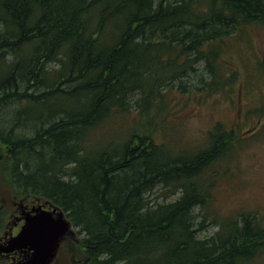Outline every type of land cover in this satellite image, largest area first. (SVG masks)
Returning <instances> with one entry per match:
<instances>
[{
    "label": "trees",
    "instance_id": "trees-1",
    "mask_svg": "<svg viewBox=\"0 0 264 264\" xmlns=\"http://www.w3.org/2000/svg\"><path fill=\"white\" fill-rule=\"evenodd\" d=\"M252 29H264V0H0V174L12 195L64 213L79 236L73 264L262 256L254 213L198 238L208 170L238 138L174 153L156 134L167 95L190 93L195 73L204 88L196 66L213 76L223 40ZM113 122L119 132L96 140Z\"/></svg>",
    "mask_w": 264,
    "mask_h": 264
},
{
    "label": "rangeland",
    "instance_id": "rangeland-1",
    "mask_svg": "<svg viewBox=\"0 0 264 264\" xmlns=\"http://www.w3.org/2000/svg\"><path fill=\"white\" fill-rule=\"evenodd\" d=\"M233 35L223 40V49L218 61L215 62L217 66H214L213 76L204 70L205 64L200 63L196 66L205 74L204 88L198 83L195 73L190 78V83L194 85L190 93L177 92L179 94L167 95L166 107L162 112V123L158 125L156 133L158 141L162 140L167 150L174 153L179 150L195 153L206 148L207 130L216 126V120L222 121L224 116L234 114L223 109L224 103H220L223 98L212 95H225V92L231 90L235 92L232 99L238 104L239 96L236 95L238 93L236 91H239V87L242 91L241 83L253 104V110L264 113L263 98L251 95L264 90L262 73L264 69L262 63L260 64L264 59V29H252L245 33L236 32ZM199 93L203 96L195 95ZM243 100L244 95L243 99L241 98L242 103ZM216 109L218 112L214 113ZM124 123L123 131L128 127L126 120ZM111 129H119V124L113 122L111 127L103 128V132L99 133L96 140L119 132ZM239 140L241 142L237 143V146L229 150L218 164H214L208 170V179L212 180L211 202L203 213L209 219L207 224L210 223L199 233L198 238L213 236L219 230L220 222L228 218H239L240 215L247 213H254L260 226L264 228V125L257 138L249 140L243 136L239 137ZM8 191L10 192L0 174V199L4 203L10 198ZM159 191L158 189L150 194L152 200L157 199L155 197L159 195ZM174 198L173 196L166 201H172ZM197 216H200L197 218L198 222L201 220V214ZM212 222L214 223L211 224ZM261 254L257 261L249 264H264V250ZM71 258L75 261L72 252L65 256L66 261H70ZM72 259L70 264H73Z\"/></svg>",
    "mask_w": 264,
    "mask_h": 264
},
{
    "label": "flooded vegetation",
    "instance_id": "flooded-vegetation-1",
    "mask_svg": "<svg viewBox=\"0 0 264 264\" xmlns=\"http://www.w3.org/2000/svg\"><path fill=\"white\" fill-rule=\"evenodd\" d=\"M261 63L264 69V59L260 61V64ZM262 73L264 74V70H262ZM241 87L242 91L240 87L239 91H236L238 92L236 95L239 96L238 104L233 101L232 95L235 94V92H231V90L230 92H225V95H212L213 97L219 96L223 98V101L220 102L224 103L223 109L228 112H234L232 116H224L222 121L216 120V126H212L207 130L208 142L210 141V136L218 133L217 146L222 147L224 150L229 146L230 141L228 140V135L230 133L238 138V140L239 137L243 136H246L250 140L251 138L258 137L259 132L264 125V113H258L256 112V109L253 110V104L251 103V100L248 99V94L244 91L243 83H241ZM195 95H197V97L203 96L200 93ZM243 95L244 100L242 103L241 98L243 99ZM251 95H258L260 98H263L264 101V90ZM218 109H216L214 113L218 112ZM214 119L216 118L214 117ZM239 142L241 141H236L233 145L237 146L236 144ZM8 193L10 198L7 203H4L3 200L0 199V243L2 244H6L9 238L16 236L19 233L24 225L25 218L34 216L36 209H41L46 213L51 212L53 209L51 203L45 202V204H43L44 200H37V198L33 196L18 197L12 195L9 191ZM71 229L74 232V235H71L70 233L65 235L58 245L53 260H51L49 264H70L71 259L70 261H66L65 256L68 253L71 254L72 243L76 239H79V236L72 225ZM65 248H67V250ZM31 255L32 251H29L27 248L15 250L8 254H0V264H21L28 260ZM61 256H63L62 260Z\"/></svg>",
    "mask_w": 264,
    "mask_h": 264
},
{
    "label": "water",
    "instance_id": "water-1",
    "mask_svg": "<svg viewBox=\"0 0 264 264\" xmlns=\"http://www.w3.org/2000/svg\"><path fill=\"white\" fill-rule=\"evenodd\" d=\"M69 233L74 235L71 223L58 208L53 207L48 213L36 209L34 216L25 218L24 225L16 236L9 238L6 244L0 243V254L27 248L32 251V255L21 264H49L59 243Z\"/></svg>",
    "mask_w": 264,
    "mask_h": 264
}]
</instances>
